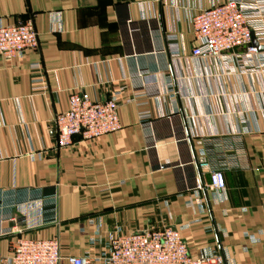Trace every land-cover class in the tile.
Masks as SVG:
<instances>
[{"label":"crops","instance_id":"crops-1","mask_svg":"<svg viewBox=\"0 0 264 264\" xmlns=\"http://www.w3.org/2000/svg\"><path fill=\"white\" fill-rule=\"evenodd\" d=\"M210 2L0 0V24L31 16L38 40L21 58L0 57V197L57 189V224L38 225L35 212L0 223L20 230L0 237V264L16 238L57 237L65 264L98 255L109 238L164 227L179 232L191 257L214 252L224 264H264L263 98L257 76H226L217 61L191 56L190 17ZM162 45L177 56L154 52ZM135 70L156 84L155 97L130 100L140 87ZM36 78L44 88L32 87ZM117 91V131L74 135L55 148L53 118L69 94L104 101ZM199 154L221 169L222 200L183 189L194 176L207 181L190 165Z\"/></svg>","mask_w":264,"mask_h":264},{"label":"built area","instance_id":"built-area-1","mask_svg":"<svg viewBox=\"0 0 264 264\" xmlns=\"http://www.w3.org/2000/svg\"><path fill=\"white\" fill-rule=\"evenodd\" d=\"M141 19L148 18L141 16ZM125 22L128 27L126 32L130 35L136 29L129 27L131 19L128 16ZM190 25L193 40L191 56L217 61L222 74L226 76H257L259 93L263 98V106L259 110L264 112V0H211L209 6L199 8L190 17ZM37 48V34L31 16L13 24H0L1 58H21L25 50ZM154 52L168 54L170 58L177 56L175 48L167 49L164 45ZM131 57H135V54ZM30 69L38 71L40 65L33 64ZM132 74L140 81V87L133 88L131 101L158 94L156 84L146 82V73L135 70ZM31 85L44 88L41 78L32 79ZM118 95L117 91L104 101H91L81 92L69 94L66 110L53 118L55 148L68 147L74 135L91 140L117 131L120 128ZM170 96L174 98L175 93L172 91ZM238 114L239 121L244 124L243 116ZM146 149H154V143L146 145ZM191 164L206 173L207 181L203 183L198 176H194L191 185L183 189L205 191L213 199L222 200L224 180L221 169L211 167L202 154L195 161H190ZM181 165L177 164V167ZM170 167L169 163L157 164L159 170ZM3 194L0 192V195ZM9 196L11 199L8 201L0 197V223H13L16 214L28 216L30 212H35L38 225L57 224L56 186L43 191L13 188ZM18 233L20 230L13 226L6 229L0 226V237ZM9 243L5 264H60L57 237L46 240L21 237ZM93 243L90 240V244ZM65 264H224V260L219 253L214 252L191 257L179 232L164 227L109 238L104 251L98 255L85 253L82 256H70L65 259Z\"/></svg>","mask_w":264,"mask_h":264},{"label":"water","instance_id":"water-1","mask_svg":"<svg viewBox=\"0 0 264 264\" xmlns=\"http://www.w3.org/2000/svg\"><path fill=\"white\" fill-rule=\"evenodd\" d=\"M260 48H263V47H260ZM172 230H174V228H172Z\"/></svg>","mask_w":264,"mask_h":264}]
</instances>
